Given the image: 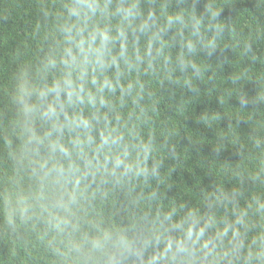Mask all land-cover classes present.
Here are the masks:
<instances>
[{"label":"clouds","instance_id":"1","mask_svg":"<svg viewBox=\"0 0 264 264\" xmlns=\"http://www.w3.org/2000/svg\"><path fill=\"white\" fill-rule=\"evenodd\" d=\"M184 2L43 8L38 54L11 77L7 120L0 110V212L10 237L21 228L37 234L49 264H264V191L244 206L242 182L205 190L191 205L164 200L168 145L152 127L156 88L195 87L199 54L226 43L217 5L205 17ZM248 102L242 94L241 106ZM253 143L256 163L237 175L264 188V137Z\"/></svg>","mask_w":264,"mask_h":264},{"label":"trees","instance_id":"2","mask_svg":"<svg viewBox=\"0 0 264 264\" xmlns=\"http://www.w3.org/2000/svg\"><path fill=\"white\" fill-rule=\"evenodd\" d=\"M50 3L0 0V110H4L5 120L10 115L6 90L11 77L28 60H35L42 35L37 25L46 23L43 8ZM209 3L218 6L217 18L224 22L226 43L211 55L206 51L199 54L205 68L203 79L194 81L195 87L165 81L156 88L159 103L152 114V127L158 143L168 145L161 173L170 187H161L165 202L174 199L177 204L191 205L205 190L220 185L231 189L242 182L240 203L244 206L254 194L264 191L245 175H237L254 167L258 156L254 138L264 137V99L259 98L264 91V0H185L179 6L194 7L206 17ZM176 8V0H172L170 10ZM245 42L251 45L248 52L244 51ZM174 75L181 74L177 71ZM236 76L242 78L234 80ZM242 94L249 101L246 106L240 104ZM173 130L175 135L164 134ZM2 187L0 184V190ZM2 225L0 212V264H49L51 254L36 233L21 228L10 237ZM25 240L28 250L21 246Z\"/></svg>","mask_w":264,"mask_h":264}]
</instances>
